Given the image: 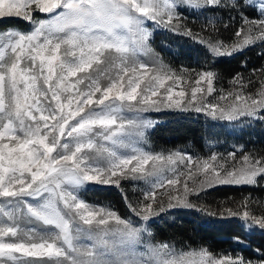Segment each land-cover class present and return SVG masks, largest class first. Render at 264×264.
<instances>
[{"label":"snow or ice","instance_id":"1","mask_svg":"<svg viewBox=\"0 0 264 264\" xmlns=\"http://www.w3.org/2000/svg\"><path fill=\"white\" fill-rule=\"evenodd\" d=\"M181 2L196 8L239 10L242 6L241 0H0V22L18 18L33 26L28 33L14 28L0 31V198L6 201L0 205V214L12 222L0 225V264H144L136 258L104 259L111 236L104 226L110 220L124 226L119 232L121 248L133 243L145 229L132 228L114 211L82 201L75 189L85 183L119 187L123 179L152 177L144 202L129 205L132 212L148 221L165 209L153 207L156 189L180 184L185 172L178 165L189 168L192 157L180 152L153 154L138 146L150 127V122L138 119L139 114L167 106L206 111L213 119L230 122L244 116L264 119L260 115L264 113V67L257 70L258 81L235 77L232 83L240 90L227 94L233 101L227 108L210 102L193 103L197 93L205 91L200 87L192 89L189 103L184 104V91L165 86L178 79L171 72L158 71L141 89L147 65L138 56L151 52V31L146 24L151 21L180 32L183 17L177 5ZM36 13L48 15L41 19ZM241 21L234 32L236 42L226 44L212 37L200 42L213 57L264 43V16L253 20L241 15ZM217 23L224 29L229 27L221 21H209L208 25ZM183 34L193 36L186 26ZM112 50L119 54V63L102 69L100 65L108 59L105 53ZM94 64L97 67L90 73ZM164 67L161 63V69ZM114 68L118 71L112 75ZM197 75L196 83L206 81V92L212 94L215 74L204 71ZM104 80L108 82L102 84ZM248 85L258 88L253 92ZM219 159L223 162L217 163L218 157L211 155L197 162V169L205 174L201 189L229 184L264 186L259 179L264 177V156L242 154L239 163L235 153L227 160ZM228 160L233 163L225 168ZM188 175L191 178V169ZM190 194L198 192L185 181L183 194L170 196L168 207H196L188 200ZM25 197L38 203L31 204ZM220 215L239 216L264 229V214L229 209ZM37 222L39 228L27 227ZM81 224L90 226L89 230ZM111 246L117 247L114 241ZM150 251L153 264H264V259L218 255L203 248L179 256H172L167 244Z\"/></svg>","mask_w":264,"mask_h":264},{"label":"rangeland","instance_id":"2","mask_svg":"<svg viewBox=\"0 0 264 264\" xmlns=\"http://www.w3.org/2000/svg\"><path fill=\"white\" fill-rule=\"evenodd\" d=\"M248 3L255 6L258 10V17L251 18L242 13H239V10L236 9H229L227 7H218V10L221 12H217L214 14L207 13L206 11L209 10L211 7L214 6H201L199 8L190 7L184 3H180L177 5V12L183 17L181 23V30L180 32H173L170 29H167L163 26H159L154 24L151 21H148L146 26L150 29L151 35L148 41V45L151 48V52L143 53L141 52L138 56V59L147 65L146 71V79L144 83L141 84V89L144 88L147 80L151 78L152 75L156 74L158 71L163 72H171L175 73L176 77L178 78L175 83L172 80H169L166 87L172 86L175 91H184L186 96L183 97L184 104H188L189 100L191 99V91L194 87H200L205 89V91L197 93L196 101L193 103L200 104V103H213L218 104L222 108H227L233 101L232 97L228 96L229 92L239 91V87L236 84H233L232 81L235 79L237 75H241L243 77H252L255 80L260 79V75L258 73V69L260 67H248L244 71L235 73L231 76H225L222 78L219 76L218 72L214 70H208L203 68V64L205 63L204 57H202V52L205 50L206 52L210 53L209 50L206 48L204 44L200 42L202 38H218L221 42L226 44H231L237 41V37L234 36V27L239 26L238 29L241 27V15L246 18L257 20L260 19L261 16H264V0H247ZM36 15L43 19L47 18L48 14L44 13H36ZM209 21H221V22H228L229 27L224 29L221 24L217 23L214 26H209ZM183 26L191 29L193 32V36H188L183 34ZM17 29L21 32L28 33L32 31L33 26L28 23L25 27L14 25L8 29ZM7 30V29H4ZM2 30V31H4ZM224 35V37H223ZM172 36L180 37V40L173 39ZM264 46V43L257 42L254 44ZM253 46L249 45L246 46L244 49ZM194 49L197 50L193 51ZM243 49V50H244ZM243 50L234 52L238 53ZM63 51V49H62ZM231 54V55H233ZM119 54L115 53L112 50L110 53H105V56L108 59L105 61L104 64H101L100 67L108 68L113 63L118 64L119 60L117 56ZM231 55H223L231 56ZM221 57V56H219ZM103 59V58H102ZM176 64L175 67H172L170 63ZM161 63L165 66L161 69ZM245 66V65H244ZM97 65H93V69H90L89 72L92 73L96 69ZM118 69L114 68L112 70V75H115V72ZM144 71V70H142ZM204 71H212L214 75L213 79V87L214 92L212 94H207V82L202 81L199 84L196 83L198 80V73H203ZM84 75V74H80ZM75 80L76 78H72ZM125 81H127L128 76H125ZM108 81H102V84H106ZM87 83V81H85ZM83 88V85L81 86ZM125 88L127 85L125 84ZM258 88V85H248V89L255 92ZM161 95H164L163 89L161 90ZM223 95L226 97L224 100H220L219 97ZM99 96V94H97ZM154 99H159V97H154ZM174 99H181L179 97H175ZM99 110V109H97ZM87 111V109H86ZM164 112H193L195 114L204 115L210 122L214 124H219L228 128L230 131L234 133L233 138L237 137L235 142L229 140H221L215 141L209 147V154L206 156H198L193 155L189 152H186L180 148L171 149L168 151H154L150 147V132L154 126V124L158 121V116ZM125 115H135V114H128ZM264 116V113L260 114ZM138 119L141 121H148L150 122V127L145 129V136L143 139L139 140L138 146L143 147L146 151H151L153 154H163L165 156L180 152L185 157H192V163L189 165V168H184L183 165H178L180 170L185 172V175L180 177V184L175 186H170L165 184L163 187L156 189V203L153 205L154 209H159L160 207H164L163 211L158 212L157 215L151 217L148 221H143L140 217H138L134 212L131 211L129 205L136 206L138 204H142L143 197L146 191L150 190L151 182L153 180L152 177L141 178V179H123L120 182V186H113V185H103L99 183H85L83 185L78 186L75 189V194L79 199L82 201L93 205L95 207H103L107 208L110 211H114L117 215H119L122 219H126L130 222V226L132 228H139L143 227L145 231H141L138 234V238L131 244L124 246L121 248L120 246V236L119 232L124 227L121 224L115 223L114 220H110L108 225H105L111 234L110 241H109V248L104 255V259L106 261H114V260H121V259H140L144 262V264H153L151 259V251L150 249L153 247H157L161 244H167L169 246L170 252L172 256H179L181 254L186 253H197L203 247H174L171 246L165 240H155L153 239L152 230L150 228V223L154 220L161 221V217L165 214L177 212L180 210L188 211L189 209L196 211L198 214L204 217L213 218L216 217V220H223V219H236L239 223L241 230L243 231V237H231V240L235 246L232 251H223L218 255L228 254L230 256H244L249 260L257 261L259 259H264L262 257V252L257 251L260 250L257 245L262 244V241L257 239L256 234H264V229L260 227L250 224L246 219L241 218L239 216L234 217H226L221 216V213H226L229 209L233 212H239L242 214L243 211L249 210V207L253 205H258L260 207H264V198L256 197L253 194H245L241 193L242 198L229 196V200L231 202V206L227 205V201L225 198L218 196L216 192L214 195L210 197V200H206V196L208 195L206 192L208 190L217 188L219 186L224 185H215L213 187H206L201 189L200 184L201 181L204 180L205 174L202 170H198L196 165L199 161L208 160L211 155H216L218 157L217 163L223 162L219 158L223 157L224 159H228L230 153H235L237 156L236 163H239V160L242 159L243 155H253V156H264V119H260L253 116H244L236 121H227V120H220V119H213L212 117L207 115L206 111L195 112V111H183L180 108L172 107L169 108L167 106L161 107L159 111L152 110L149 112L141 113L138 116ZM119 122V121H118ZM214 130H217L214 128ZM263 136V137H261ZM103 143V141H101ZM88 152L89 150H85ZM90 155L94 156V152H89ZM232 161L228 160V163L225 164V168H230L232 165ZM148 167H151V163ZM191 169V178H189L188 172ZM167 176H173V174L169 171H165L164 173ZM174 178V177H173ZM262 182H264V177L259 178ZM187 181L190 189H195L198 194H190L188 196V200L196 205V207H187V206H173L168 207V201L170 196H180L183 194V184ZM231 185V184H229ZM232 186H253V185H232ZM260 186V185H259ZM94 187H111V192H116L119 196L116 197L114 201L104 202L99 198H93L88 200L83 196V193L87 189H91ZM123 191V192H122ZM31 204H37L38 201L32 200L29 197H25ZM6 204L4 198H0V205ZM10 207V206H9ZM259 207V208H260ZM203 209V211L201 210ZM264 210V209H263ZM120 211H124L128 214L127 217L122 216ZM251 212V211H250ZM205 213H209L208 215ZM216 215H211V214ZM255 215H259L257 213H253ZM12 223L6 220L5 217L0 214V225L3 223ZM21 227H26L24 224H21ZM27 227H40L39 222L35 225H27ZM47 227V226H44ZM76 225H73V229L75 230ZM80 227L84 230H89L90 226L87 225H80ZM91 231L95 232L96 228L92 227ZM75 234V232H74ZM7 239V238H6ZM80 241L83 242V237H80ZM115 242L117 245L116 248L111 246L112 242ZM257 242V243H255ZM255 245V246H254ZM206 249V248H203ZM247 249V251H244ZM208 250V249H207ZM103 251V250H101ZM252 254L254 258L247 257L246 255ZM19 255V254H17Z\"/></svg>","mask_w":264,"mask_h":264},{"label":"trees","instance_id":"3","mask_svg":"<svg viewBox=\"0 0 264 264\" xmlns=\"http://www.w3.org/2000/svg\"><path fill=\"white\" fill-rule=\"evenodd\" d=\"M241 4L239 13L251 18L258 17L259 13L255 6L248 2L244 3L243 0H241ZM218 7H211L206 12H210V14L221 12ZM14 25L25 27L28 23L18 18L7 19L0 22V31ZM238 27V25L234 27V32ZM172 37L177 40L181 39L180 37L177 38V36ZM193 51L197 53L196 49ZM201 55L205 59L203 68L218 72L221 78L222 76L224 78L225 76L244 71L248 67L257 68L264 65V46L262 45H253L241 52L225 57H213L212 54L205 50ZM170 64L172 67L176 66L172 62ZM214 128L217 130H214ZM233 135L234 133L228 128L210 122L204 115L193 112H164L159 114L158 121L150 132L149 144L154 151H168L180 148L193 155L206 156L209 154L210 145L215 143V141L218 142L225 139L235 142L237 137L233 138ZM111 191V187H94L85 190L83 196L88 200L96 197L104 202L114 201L119 195ZM216 192L218 196L225 198L227 205L230 206L232 204L229 196L242 198V192L264 198V186L224 185L208 190L206 192L208 194L206 200L209 201L210 197ZM259 207L256 204H252L249 210L253 213L264 214V207ZM120 214L125 217L128 216L124 211H120ZM150 228L155 240H165L174 247H203L214 254L232 251L235 246L231 237L244 236L236 219L216 220V217H204L191 209L165 214L161 217V221H152ZM256 237L262 241V244L257 245V247L264 253V234H256ZM244 251H247V249H244ZM246 256L254 258L252 254ZM262 257L264 258V255Z\"/></svg>","mask_w":264,"mask_h":264}]
</instances>
